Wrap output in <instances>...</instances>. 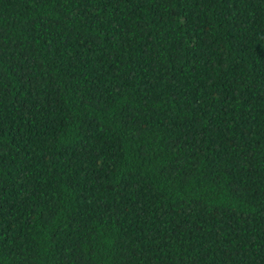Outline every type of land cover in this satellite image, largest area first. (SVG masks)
Here are the masks:
<instances>
[{
  "label": "trees",
  "instance_id": "16d2710c",
  "mask_svg": "<svg viewBox=\"0 0 264 264\" xmlns=\"http://www.w3.org/2000/svg\"><path fill=\"white\" fill-rule=\"evenodd\" d=\"M0 264H264V0H0Z\"/></svg>",
  "mask_w": 264,
  "mask_h": 264
}]
</instances>
